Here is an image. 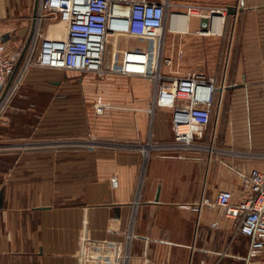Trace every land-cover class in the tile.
<instances>
[{
    "label": "crops",
    "instance_id": "obj_1",
    "mask_svg": "<svg viewBox=\"0 0 264 264\" xmlns=\"http://www.w3.org/2000/svg\"><path fill=\"white\" fill-rule=\"evenodd\" d=\"M171 2L203 7L207 15L226 10L217 34L199 35L197 17L183 34L186 61L193 49L202 48L203 70L218 83L206 141L215 135V146L234 155L153 152L146 157L132 148L173 137L172 110L150 114L154 90L143 78L109 75L102 82L129 83L138 95L132 104L126 103L127 94L113 90L106 93L116 102L96 103L88 87L83 101L89 98L93 106L56 107L46 103L57 94L47 84L61 90V81L38 77L45 105L33 104L23 90L0 120V264H80L84 239L125 240L129 234L134 236L130 264H264V250L250 258L249 239L235 235L234 221L220 209L200 214L190 208L223 190L242 200V177L264 173V0ZM35 3L0 0V33L9 53L24 48ZM228 7L237 13L227 15ZM210 37L221 43V54L205 48ZM177 51L165 55L178 62ZM230 86L234 89H225ZM78 88L73 95L82 93ZM97 106L104 108L102 114Z\"/></svg>",
    "mask_w": 264,
    "mask_h": 264
},
{
    "label": "built area",
    "instance_id": "obj_2",
    "mask_svg": "<svg viewBox=\"0 0 264 264\" xmlns=\"http://www.w3.org/2000/svg\"><path fill=\"white\" fill-rule=\"evenodd\" d=\"M225 12L217 10L207 15L203 7H180L171 0H39L34 33L18 68L23 49L9 53L0 33V120L27 71L33 67L99 77L144 78L154 83L150 114L154 115L157 108L172 110L173 137L168 142L149 141L132 148L144 152L146 157L153 152L234 155L215 146V135L210 142L206 141L213 119L217 79L203 72L186 75L169 72L174 62L165 55L167 31L180 34L176 31L178 27L171 30L173 16H186L188 21L191 17H208L212 21L213 15L223 20ZM208 32L198 33L204 36ZM109 37L119 47L108 59ZM130 39L146 40L155 46L152 50L133 47L131 43L128 48L122 47L121 43ZM13 75L11 88L3 96ZM96 108L99 114L104 112V108ZM112 182L116 187L117 181ZM242 189L245 194L242 200L223 190L214 198L202 197L190 208L200 214L206 208L220 209L234 221L235 235L249 239V257L256 258L264 250V173L253 171L244 175ZM212 227L217 228V224ZM133 239L132 234L125 240L84 239L80 264H130Z\"/></svg>",
    "mask_w": 264,
    "mask_h": 264
},
{
    "label": "rangeland",
    "instance_id": "obj_3",
    "mask_svg": "<svg viewBox=\"0 0 264 264\" xmlns=\"http://www.w3.org/2000/svg\"><path fill=\"white\" fill-rule=\"evenodd\" d=\"M185 34L180 33V34H170V32L167 31L166 36H165V53L169 54L170 56L172 55V50L173 48L177 51V59L178 62H174V65L172 66V68L169 70V72H173L179 75H186L189 73H197V72H203L206 73L207 75H209L206 70L204 69V55L202 53V48L199 50L198 48L193 49V58L190 57V61L188 62L186 61V56H185V39H184ZM202 36V35H201ZM177 38L176 43H173V39ZM179 38V39H178ZM183 38V39H181ZM198 37H196L195 39H197ZM202 38H199L197 41H201ZM130 43L132 44H138L142 47L145 48H150L153 49V47L155 46V44L153 45L152 42L146 41V40H137V39H130V41H125L122 42L121 45L122 47H128V45H130ZM205 48L210 52V54L212 55H219L221 54L223 51L220 50L221 48V43L219 42L218 39L215 38H206L205 40ZM108 54L107 57L108 59L111 58L110 54L115 53L117 51V48L119 47V45L117 44L116 40L114 38H111L108 40ZM221 51V52H220ZM182 53V57H180V54ZM206 53V52H205ZM192 54V53H191ZM209 54V53H208ZM207 55V54H206ZM215 65L212 64V68H214ZM214 71V70H213ZM64 72V73H63ZM30 74L29 76L31 77L33 74V78L29 79L30 77H28L27 75ZM38 77H45L47 78V81H50L51 79L55 78L58 79V81H61L60 85H61V90L59 89H55L52 86H50L49 84H47V87L49 89H52L53 91H57V94L55 95L54 98V102H52L51 100H47L46 103L47 104H55L53 106H62V105H67V104H72V105H77V104H84L87 106H93L92 103H89V98H87V101H83V99L85 98L83 96L84 94V90L87 91L86 89H88V87L93 90L96 93V103H108L111 101L116 102L113 97H109V95H107V91L113 90L115 93H123V94H127L128 98L126 103H135L138 101V95L136 93H134V89L132 87H130L129 83H124L118 80H122V78H117L116 82H114V84H107V83H102L103 81L106 80L107 76L105 77H99L97 75L94 74H80V73H73V72H66V71H61L59 72L58 70H50V69H42L39 67H33L30 68L24 79L22 80L20 86L18 87V89L15 91V93L13 94L10 102L12 101L13 97L18 93H22V91L24 90L25 93H29L31 95L32 98H29V100L32 101L33 104H36L38 106L44 104L45 105V100L47 99V97L43 96L41 93H43V87H41L39 85L40 82H38ZM125 80H131V78H123ZM141 80V79H139ZM143 80H147V85H150L152 87V92L154 90V83L149 80V79H144ZM45 81V80H42ZM107 81V80H106ZM118 81V82H117ZM81 83V94L80 92H78V94H74L73 95V89H77L78 88V84ZM87 85V87H86ZM44 86V85H43ZM114 86V88H113ZM72 87V89L70 88ZM77 87V88H76ZM85 87V88H84ZM46 88V87H44ZM78 88V89H79ZM22 89V90H20ZM68 89V90H66ZM66 91V96L63 95L62 93H65ZM92 91V92H93ZM61 92V93H59ZM59 93V94H58ZM33 95V96H32ZM147 96H149V87H148V91H147ZM84 97V98H83ZM82 99V101H81ZM9 102V103H10ZM38 109V108H37ZM39 110V109H38ZM58 111H60L61 109H57ZM61 114V113H58ZM52 115H54V117H58L61 118V116H56V113H52ZM178 218L179 219H184L180 217V214H178ZM184 224L185 227V221H181ZM179 227H181L182 225L180 224V222L178 223ZM182 231H184L182 229ZM180 242H187V241H180Z\"/></svg>",
    "mask_w": 264,
    "mask_h": 264
},
{
    "label": "water",
    "instance_id": "obj_4",
    "mask_svg": "<svg viewBox=\"0 0 264 264\" xmlns=\"http://www.w3.org/2000/svg\"><path fill=\"white\" fill-rule=\"evenodd\" d=\"M38 7H39V0H36V3H35V10H34V15H33V25H32V29H31V33H30V35H29V37H28V39H27V41H26V44H25V46H24V48H23L22 55H21V57H20V59H19V61H18V64H17V68L19 67V65H20V63H21V61H22V59H23V57H24V54H25V52H26V50H27V48H28V46H29V43H30V41H31V38H32V36H33L34 29H35V24H36V23H35V18H36V16H37ZM236 13H237V9H236L235 7H228V9H227V15H235ZM215 16H217V15H213V18H214ZM211 22H212L211 19H209L208 17L201 18V25H200V27H201V31H202V32H208V30H209V28H210V25H211ZM4 40H5V39H4ZM16 71H17V69H16ZM16 71H15V72H16ZM14 75H15V74H14ZM14 75L11 77V79H10V81H9V83H8V85H7V87L5 88V91H4L3 96H4V95L9 91V89L11 88V85H12V82H13ZM0 89H1V87H0ZM225 89H234V87H233V86L225 87ZM3 196H4L3 191H0V209H2V207H3ZM158 201H159V190H158V193H157V196H156V199H155V202H158ZM115 212H116L117 214H119L120 209L116 208Z\"/></svg>",
    "mask_w": 264,
    "mask_h": 264
},
{
    "label": "bare ground",
    "instance_id": "obj_5",
    "mask_svg": "<svg viewBox=\"0 0 264 264\" xmlns=\"http://www.w3.org/2000/svg\"><path fill=\"white\" fill-rule=\"evenodd\" d=\"M219 18L221 17L215 16L213 18L211 23V31L208 32L209 35L210 33L217 34L220 31L223 20L221 21L222 18L221 19ZM187 26H188V18L186 16H173L170 21L171 30L175 31L176 28L178 27V30H176L178 33H185V31H187ZM204 35H208V34H204Z\"/></svg>",
    "mask_w": 264,
    "mask_h": 264
}]
</instances>
